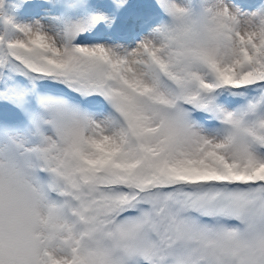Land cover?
Returning <instances> with one entry per match:
<instances>
[{
    "label": "snow or ice",
    "instance_id": "1",
    "mask_svg": "<svg viewBox=\"0 0 264 264\" xmlns=\"http://www.w3.org/2000/svg\"><path fill=\"white\" fill-rule=\"evenodd\" d=\"M0 264H264V0H0Z\"/></svg>",
    "mask_w": 264,
    "mask_h": 264
}]
</instances>
